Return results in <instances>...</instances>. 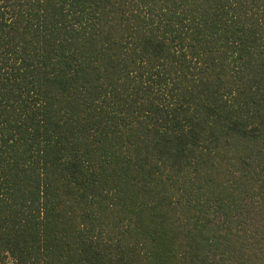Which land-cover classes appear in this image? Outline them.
Returning <instances> with one entry per match:
<instances>
[{"label":"trees","instance_id":"1","mask_svg":"<svg viewBox=\"0 0 264 264\" xmlns=\"http://www.w3.org/2000/svg\"><path fill=\"white\" fill-rule=\"evenodd\" d=\"M0 264H264V0H0Z\"/></svg>","mask_w":264,"mask_h":264}]
</instances>
